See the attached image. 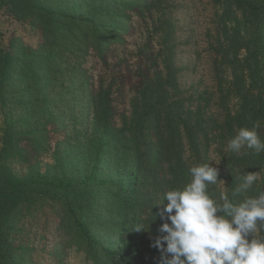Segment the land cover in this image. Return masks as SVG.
Wrapping results in <instances>:
<instances>
[{
  "label": "trees",
  "instance_id": "trees-1",
  "mask_svg": "<svg viewBox=\"0 0 264 264\" xmlns=\"http://www.w3.org/2000/svg\"><path fill=\"white\" fill-rule=\"evenodd\" d=\"M4 2L12 15L40 31L41 41L35 48L17 42L7 50L0 46V98L15 94L26 99L24 109L38 113L34 124L27 116L22 127L12 119L6 124L9 150L0 149V264H30L22 261V249L10 235L18 207L39 197L60 202L66 244L89 264H158L160 253L152 242L163 235L164 221L163 205L155 204L165 191L190 182V166H212V148L219 176L208 192L218 203L222 193L232 199V190L249 172L258 180L233 202L264 191V152L225 150L240 128L256 123L264 141V0H210L216 9L214 31L206 33L213 87L181 84L182 69L174 62L175 21L163 12L154 22L159 48H150L151 37L137 48V80L120 111L111 96L115 78L95 86L81 61L91 49L106 64L110 45L124 43L121 34L131 15L145 21L161 0ZM69 85L88 110L87 120L75 130V139L52 150L51 162L41 170L30 158L46 150L47 125L58 122L49 104ZM16 126L20 130L13 133ZM24 131L27 141L18 146L17 135ZM14 156L28 163L25 173L9 167L7 159ZM137 223L145 228L151 223L150 230L131 231Z\"/></svg>",
  "mask_w": 264,
  "mask_h": 264
},
{
  "label": "rangeland",
  "instance_id": "rangeland-1",
  "mask_svg": "<svg viewBox=\"0 0 264 264\" xmlns=\"http://www.w3.org/2000/svg\"><path fill=\"white\" fill-rule=\"evenodd\" d=\"M156 1V0H153ZM161 6L152 7V15L146 13L145 21L136 15H131V23L122 37L124 43L113 42L110 45V55L106 64L101 63L90 49L81 63L96 86L101 80L108 83L114 77L111 96L117 110L127 107L128 99L132 94L133 84L136 82V51L147 39L152 38L150 48H159L160 33L155 32V20L164 15L174 20L175 33L178 45L174 53V62L182 69L180 82L184 86H214L210 70L211 54L207 50L208 36L214 31L213 17L215 7L210 0H161ZM163 17V16H162ZM159 38V39H158ZM41 41L40 31L27 20L17 19L12 15L4 0H0V46L3 50L10 49L11 42L35 48ZM112 82V81H111ZM67 86V85H66ZM54 96L55 100L49 106L57 121L47 125V148L44 152H37L30 162L44 170L51 162L52 150L67 139H75V130L82 129L87 120L88 110L80 106L79 98H74L72 87ZM15 94L6 93L0 98V149L4 147L5 129L9 119L15 120L19 125L22 118L28 117L27 123L34 124L38 113L34 109H24L23 98L17 99ZM21 126V125H19ZM12 127L15 133L20 127ZM55 126H59L54 129ZM22 127V126H21ZM29 128V127H28ZM16 130V131H15ZM25 132V131H24ZM25 133H19L16 138L18 146L27 141ZM65 136V137H64ZM14 137V136H13ZM13 146L11 152L15 151ZM15 153H12V155ZM212 166H217V156L213 148L209 152ZM11 170L20 175L27 170L28 163L14 156L7 159ZM19 214L15 218L14 229L10 235L11 243L22 249V261L30 264H89L81 252L68 246L59 227L61 204L44 197L37 198L33 203L18 207Z\"/></svg>",
  "mask_w": 264,
  "mask_h": 264
},
{
  "label": "clouds",
  "instance_id": "clouds-1",
  "mask_svg": "<svg viewBox=\"0 0 264 264\" xmlns=\"http://www.w3.org/2000/svg\"><path fill=\"white\" fill-rule=\"evenodd\" d=\"M259 127L256 123L251 129L240 128L228 139L225 150L240 153L247 147L257 154L264 152ZM188 171L190 182L165 191L162 202L155 204L163 205L160 217L164 221L159 228L163 235L152 242L160 253L158 264H264V236H257L258 230L264 231V191L233 202L258 176L252 172L244 175L232 190V199L222 193L218 203L208 187L217 183L219 168L197 164ZM151 223L147 228L137 223L131 231L147 232Z\"/></svg>",
  "mask_w": 264,
  "mask_h": 264
}]
</instances>
